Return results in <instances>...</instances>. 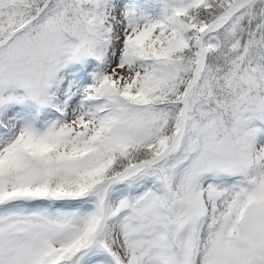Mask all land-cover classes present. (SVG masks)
Here are the masks:
<instances>
[{"label": "snow or ice", "instance_id": "6c2138e0", "mask_svg": "<svg viewBox=\"0 0 264 264\" xmlns=\"http://www.w3.org/2000/svg\"><path fill=\"white\" fill-rule=\"evenodd\" d=\"M0 264H264V0H0Z\"/></svg>", "mask_w": 264, "mask_h": 264}]
</instances>
